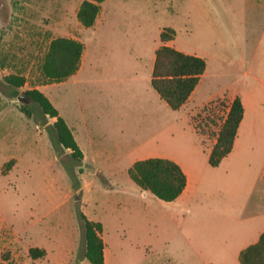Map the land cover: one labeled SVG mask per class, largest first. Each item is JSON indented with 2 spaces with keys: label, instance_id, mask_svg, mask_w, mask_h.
<instances>
[{
  "label": "rangeland",
  "instance_id": "374dc122",
  "mask_svg": "<svg viewBox=\"0 0 264 264\" xmlns=\"http://www.w3.org/2000/svg\"><path fill=\"white\" fill-rule=\"evenodd\" d=\"M82 1L0 0V264H91L81 214L105 224L108 264H241L262 208L223 182L264 186V0H105L91 27L77 18ZM166 28L175 35L163 43ZM60 36L84 44L81 66L46 83L40 64ZM163 44L207 63L179 110L151 85ZM13 75L25 78L21 88L7 81ZM32 88L65 118L87 161L57 144L54 119L33 100L18 99ZM237 94L248 112L239 147L232 163L212 167L219 118ZM156 157L186 165L192 184L179 199L130 178L135 161ZM31 248L46 255L34 259Z\"/></svg>",
  "mask_w": 264,
  "mask_h": 264
},
{
  "label": "trees",
  "instance_id": "16d2710c",
  "mask_svg": "<svg viewBox=\"0 0 264 264\" xmlns=\"http://www.w3.org/2000/svg\"><path fill=\"white\" fill-rule=\"evenodd\" d=\"M104 1H82L77 12V18L83 26L91 27L95 24L101 4ZM174 35L173 29L166 28L161 32L160 38L164 43L173 39ZM84 50V44L75 38L65 36L53 38L49 42L40 64L43 81L59 83L74 76L81 66ZM206 69L207 63L204 58L163 44L155 52L151 85L170 108L179 110L196 89ZM6 79L16 88H21L26 81L24 77L15 75L7 76ZM26 93L41 108L44 115L55 119L53 134L57 144L70 150L74 159L82 160L83 152L71 128L47 95L38 88L29 89ZM224 105L226 114L221 119L219 118L220 129L208 158V163L212 167L219 166L221 161L231 153L244 117V106L239 95ZM24 107H28V105ZM24 113L28 117L32 116L29 108H26ZM195 130L198 132L197 129ZM15 161L12 159L6 162L3 166V172L9 170ZM128 173L139 187L164 201L177 199L187 184V178L182 167L177 162L167 158L156 157L135 161ZM81 219L85 238V258L91 264H105V243L102 237L101 222L91 220L84 214H81ZM30 255L34 259L42 258L46 255V250L31 248ZM239 261L241 264H264V231L256 243L247 246L240 252Z\"/></svg>",
  "mask_w": 264,
  "mask_h": 264
},
{
  "label": "crops",
  "instance_id": "0c3cea01",
  "mask_svg": "<svg viewBox=\"0 0 264 264\" xmlns=\"http://www.w3.org/2000/svg\"><path fill=\"white\" fill-rule=\"evenodd\" d=\"M201 78H202V76H201ZM201 78H200V81H199V83H201ZM200 84H198L197 85V87H196V89L193 91V93L191 94V96L189 97V99L187 100V102L182 106V107H184V106H186V105H188L190 102H188V101H191L192 100V98H193V96L195 95V93H196V91H197V88H198V86H199ZM44 93V92H43ZM46 95V94H45ZM238 95V94H237ZM236 95V96H237ZM235 96V95H234ZM240 96V95H239ZM48 97V96H47ZM160 97V96H159ZM241 100H242V102H243V99H242V97H241ZM51 101V100H50ZM243 106H244V117H243V120H242V122H241V124H240V126H239V129H238V132H237V136H236V138H235V142H234V146H233V149H232V151H231V153H229V155H227L222 161H221V163L219 164V166L222 164V163H224V161H228V159H231L230 160V162L229 163H232L233 161H234V158H230V157H233V155H234V153H235V151L238 149V147H239V138H240V133H241V128H242V125H243V123H244V121H245V119H246V117H247V114H248V112H247V105H246V102H243ZM181 107V108H182ZM195 107V106H194ZM59 114H60V112H59ZM61 115V114H60ZM65 119V118H64ZM55 120V119H54ZM67 122V121H66ZM68 124V123H67ZM70 127V126H69ZM71 128V127H70ZM71 130H72V133H73V135H74V132H73V129L71 128ZM75 137V136H74ZM78 143V142H77ZM79 145V144H78ZM80 147V146H79ZM81 149V148H80ZM82 150V149H81ZM82 152H83V159L81 160V161H87L88 160V154H87V152L85 151V150H82ZM176 162V161H175ZM181 167H182V169H183V171H184V173H185V175H186V178H187V184H186V187H185V190L183 191V193L177 198V199H179L180 197H182L183 195H185L186 194V192L188 191V189H189V186L192 184L191 182V177H190V175H189V173H188V171L186 170V168H185V164L183 163V162H177ZM219 166H217V167H219ZM243 169H245V170H248L247 168H243ZM263 172V175H264V160H263V162H262V164H261V166H260V169H259V173L260 172ZM264 180V179H263ZM223 183H225V184H227V186H228V188L229 189H227V192H228V194H230V196H232V195H234L235 194V192H236V188H238V187H241V186H243V187H245V190H244V195H245V197L246 198H249L250 200H252V201H254V200H256L258 203H260L261 204V208H262V211H260L259 213H258V211H256L257 212V214L255 215V217L256 218H259V219H261L262 221H264V186H261V188L260 189H257L256 188V185H255V183H254V181H251V180H235V179H229V180H226V181H224ZM241 185V186H240ZM177 199H175V200H177ZM91 220H93V219H91ZM94 221H96V220H94ZM98 222H101V224H102V227H103V231H102V237H103V232H104V230H105V224L102 222V221H98ZM264 231V226H263V228L260 230V233H259V236H258V239H259V237H260V235L262 234V232ZM258 239H257V241H258ZM103 240H104V243H105V248H104V257H105V264H108V260H107V254H106V249H107V241H106V239L103 237ZM256 241V242H257ZM256 242H254V243H256ZM253 244V243H252ZM251 245V244H250ZM249 246V245H248ZM246 248V247H245ZM245 248H243V249H245ZM242 249V250H243ZM241 250V251H242ZM240 251V252H241ZM240 252H239V254H238V259H239V255H240ZM85 258V257H84ZM240 262V261H239Z\"/></svg>",
  "mask_w": 264,
  "mask_h": 264
},
{
  "label": "water",
  "instance_id": "95a60500",
  "mask_svg": "<svg viewBox=\"0 0 264 264\" xmlns=\"http://www.w3.org/2000/svg\"><path fill=\"white\" fill-rule=\"evenodd\" d=\"M18 99L24 103H29L32 100L26 92H21Z\"/></svg>",
  "mask_w": 264,
  "mask_h": 264
}]
</instances>
